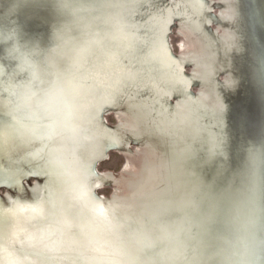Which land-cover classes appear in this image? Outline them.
<instances>
[{
	"label": "clouds",
	"instance_id": "9594fccd",
	"mask_svg": "<svg viewBox=\"0 0 264 264\" xmlns=\"http://www.w3.org/2000/svg\"><path fill=\"white\" fill-rule=\"evenodd\" d=\"M102 7L98 0H55L56 11L69 23L57 32L59 43L49 61L55 57L66 61L67 67L57 72L46 88L40 87V74L31 59L34 54L22 51L14 34L0 35V43L11 42L5 53L16 62L17 72H28L31 76L27 84L9 85L4 89L15 99V104L5 103L6 108L12 105L9 114L13 123L0 127V147L7 149L16 139L46 138L52 134L54 126L78 136L82 129L90 127V115L99 100L123 86L119 57L131 36L119 12L110 14L105 21L109 27L105 38L114 49L105 53L101 63L92 61L94 50L102 46L103 40L99 33L90 30L88 22L99 18ZM72 26L84 28L79 41L71 38ZM48 163L56 174L67 178L65 197L85 218L87 227L73 237L66 234L58 221L48 228L31 231L28 225L50 214L58 217L59 207L46 199L0 205V218L12 223L9 242L0 245V264H35L12 250L13 244L22 242L40 252L74 251L80 264H138L136 257L110 239L113 209L95 199L83 170L71 168L69 145L51 150Z\"/></svg>",
	"mask_w": 264,
	"mask_h": 264
}]
</instances>
